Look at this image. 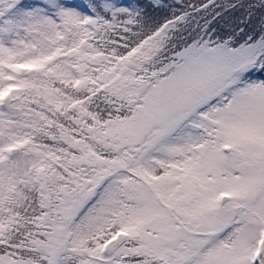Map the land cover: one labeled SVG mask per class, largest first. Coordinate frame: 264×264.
I'll list each match as a JSON object with an SVG mask.
<instances>
[{"label": "snow or ice", "instance_id": "obj_1", "mask_svg": "<svg viewBox=\"0 0 264 264\" xmlns=\"http://www.w3.org/2000/svg\"><path fill=\"white\" fill-rule=\"evenodd\" d=\"M0 264H264V0H0Z\"/></svg>", "mask_w": 264, "mask_h": 264}, {"label": "trees", "instance_id": "obj_2", "mask_svg": "<svg viewBox=\"0 0 264 264\" xmlns=\"http://www.w3.org/2000/svg\"><path fill=\"white\" fill-rule=\"evenodd\" d=\"M166 2H167V0H166ZM186 2H187V0H186Z\"/></svg>", "mask_w": 264, "mask_h": 264}]
</instances>
